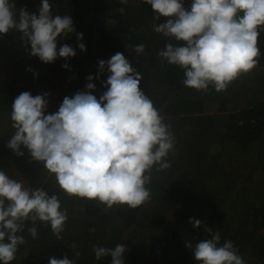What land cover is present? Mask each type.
Here are the masks:
<instances>
[{
  "label": "trees",
  "instance_id": "trees-1",
  "mask_svg": "<svg viewBox=\"0 0 264 264\" xmlns=\"http://www.w3.org/2000/svg\"><path fill=\"white\" fill-rule=\"evenodd\" d=\"M12 2L17 10L23 8L29 13H37L41 0ZM49 2L53 15H69L74 27V32L68 36L57 38V51L67 44L76 54L68 59L58 57L49 64L32 56L31 59L36 64L34 66L22 62L25 59L21 55L30 49V44L25 40L23 46L19 45L21 34L9 31L0 35V52L6 45V49L10 45L21 49V55H18L21 58L16 56L11 65L4 64L8 67L0 70V110L6 104L11 108L15 98L22 92H29L32 96L48 93L45 97V111L47 115L52 114L54 104L56 105L63 91L68 90L73 97L77 92L88 91L86 85L89 82L95 85L90 94L99 99L107 90L104 82L108 72L105 67L103 73H98V62H106L117 52L122 53L141 74L140 89L148 95L160 114L164 111L171 116L164 118V122L171 125L172 132L182 134L180 141L178 139L175 142L179 152L173 161L175 170L180 171L179 174H174L171 185L166 188L163 185L158 187L156 182L148 185L151 189L149 203L135 209H129L126 205L105 209L94 200L69 197L60 189L48 188L47 182L41 184L40 181L43 180L38 176L40 173L34 171L37 166L32 163L33 159L26 167L19 168L25 178H29L24 186L42 188L50 196L57 195L61 208L67 210L68 219L61 239L53 235L48 224L41 223H37L38 236L33 239L27 231L32 224L26 222L25 230L18 233L25 240V246L19 245L18 250L27 246L26 253L21 254L17 250L11 264H48L50 257L59 259L65 254L74 264H111L110 256L97 261L93 249L100 246L114 248L120 243L126 249L122 254L124 264H197L192 249L187 248L186 243L183 244V239L194 246L203 239H211V234L204 232L205 228L194 229L189 223L190 218L199 219L206 227L212 228L213 232L220 231L221 245L226 240H231L245 264H264V141L261 139L264 137V31H260L258 36L257 46L261 55L256 67L249 72L251 75H241L225 91L217 92L210 87L207 92H203L184 86L183 71L162 61L158 56L166 43L177 42L153 30L154 23H165L168 18L161 16L153 21L156 14L151 5L143 0H127L126 4H122L120 0ZM126 12L128 15L124 18L122 15ZM100 19L104 22L101 25L104 28L100 27L103 31L94 39L93 24ZM78 33L83 34L79 41ZM78 43L84 44L86 50L81 51ZM139 44L144 45V51L137 54L135 48ZM144 60L149 65H145ZM65 64L67 67H63ZM149 67L158 73L159 80H155L154 84L151 75L153 71ZM90 75L93 79L88 81L87 77ZM65 76L68 77V88L63 86ZM53 80L60 83L59 88L54 85ZM249 91L257 95L255 103L243 105V98ZM230 98H234L233 103ZM213 105H217L220 112L229 111V117L225 120L224 115H219L222 119H218L219 122L214 126L220 128L227 125L228 131L222 139L223 143L228 141L233 147L231 158L228 156L230 154H226L228 146H221L223 143L219 146L223 153L218 156L209 155L207 145L201 143L202 134H205L202 133L203 126L210 124V118L214 116L205 113ZM216 157L221 160L216 162ZM231 159L236 166L227 165ZM200 165L206 169H202ZM34 173L39 177L37 180L36 177H31ZM215 173L222 180V186L215 189L216 187L208 188L203 185L209 179L214 180ZM253 174L258 179L253 180ZM237 177L244 182L238 183L235 179ZM240 183L243 184L240 195H243L245 188L247 192L246 186L249 183H253L256 196L247 202L238 197L237 201H241L238 202L237 214L228 215L222 211V205L231 203V200L227 201V196ZM73 231L77 233L76 236L72 235ZM206 235L210 237L207 238ZM174 244L181 249L179 252L182 258L172 251ZM34 253L38 256L33 255Z\"/></svg>",
  "mask_w": 264,
  "mask_h": 264
},
{
  "label": "clouds",
  "instance_id": "clouds-1",
  "mask_svg": "<svg viewBox=\"0 0 264 264\" xmlns=\"http://www.w3.org/2000/svg\"><path fill=\"white\" fill-rule=\"evenodd\" d=\"M120 2L126 4L127 0ZM143 2L156 14L153 21L168 18L165 23H154L153 30L177 43H166L158 56L183 71L184 86L222 92L258 64L264 0H192L190 10H185L181 0ZM9 31L20 33L21 40L30 44V55L43 63L76 54L67 44L57 51V38L68 36L74 27L69 15H53L49 0H41L37 13L17 10L12 0H0V35ZM82 36L78 33L77 40ZM77 46L86 50L82 43ZM135 51L143 53L144 45H137ZM105 67L107 90L99 99L90 94L95 85L89 82L88 91L65 97L54 114L45 115L48 93L19 94L11 105L14 134L7 147L23 155V145L69 197L94 200L105 209L122 205L135 209L151 200L148 185L153 169L161 172L170 167L168 156L174 151L175 138L171 125L140 89L141 74L123 54L117 52L106 62L99 61L98 73ZM67 219V210L61 208L57 195L25 187L0 170V264H11L15 259L18 246L25 242L18 233L25 230L26 222L32 224L27 231L33 239L38 236L37 223L48 224L53 235L61 239ZM189 223L194 229L204 225L195 218ZM205 231L211 239L194 246L186 243L197 264H245L231 240L221 245L219 231L206 226ZM125 250L120 243L114 248L95 247L93 252L97 261L110 256L111 264H124ZM48 264L74 261L65 254L59 259L50 257Z\"/></svg>",
  "mask_w": 264,
  "mask_h": 264
},
{
  "label": "crops",
  "instance_id": "crops-1",
  "mask_svg": "<svg viewBox=\"0 0 264 264\" xmlns=\"http://www.w3.org/2000/svg\"><path fill=\"white\" fill-rule=\"evenodd\" d=\"M185 10H187V8H185ZM97 22L102 23V24H100V27H101V25L104 24L103 20H101V19L96 21V23ZM100 27H98L97 29H94V30L95 31L98 30V32L100 33V31H103V29H100ZM101 28H104V27H101ZM95 31L92 32L93 35H94ZM99 36H100V34H99ZM149 68L152 71L154 70V68H152V69H151V67H149ZM151 75H152V82L153 83H155L154 82L155 80H159L158 79V73L156 70L153 71V73ZM250 78H252V77H250ZM52 82L54 83V85L57 86V88H59L58 87V83H59L58 81L53 80ZM63 86L66 88L68 87L67 86V80L63 81ZM249 93H250V91H249ZM251 95H252V99L250 98V100H246L245 97L243 98L246 101V103H245L246 105L250 104V103H255L254 101L257 98V95L252 91H251ZM65 97H69V98L72 97V96H70L68 90L63 91V93L60 94L59 100L57 101L56 105L54 104L52 114H54L55 112L58 111V109H59L60 105L62 104V101ZM233 99L234 98H232V99L230 98L231 102L233 101ZM7 105L8 104H6L4 106V108L0 110V170L5 171L6 174L10 178L18 180V181L22 182L24 185H27V180L29 178L26 179L24 174L21 173V170L19 168L20 167L21 168L26 167L27 163L32 162L33 159L31 157L29 151L23 145L20 147V152H22L23 155H17L15 152H13L11 149H9L7 147L8 141L11 139V137L14 134L13 133L14 130L11 128L12 122L10 120L11 108H9ZM217 107H218L217 105H213L210 107V110H207L208 112L205 113V115L210 114L209 116L214 115L213 117L210 118V120L212 122L208 125L203 126L204 130L202 131V133H205V134H202L203 142H201V143H203V145L204 144L207 145V152H208V149L212 143H217L220 146V144L223 143V139H222L223 135L228 131L226 124L224 127L221 126L220 128H218L217 126H214L219 122L218 119H222L219 115H224L225 120L229 117V115H228L229 111L225 110V111L220 112L217 110ZM45 115H47L46 111H45ZM161 115H162V113H161ZM201 121H203V119ZM172 134L175 138V142L178 139L180 141L181 136H182L181 132H172ZM224 140H225V137H224ZM230 144H231L230 142L225 141L223 143V145H221V146H225V147L228 146L226 149V150H228L227 151L228 153H226V154H230L228 156L231 158L232 157L231 150L233 149V147ZM220 147H219L218 152H216L215 154L213 153L211 155H216V156L220 155L222 153V151L220 150ZM178 152H179V150H178L177 144L175 143L174 151L171 152L168 156V163L170 164V167L164 171H161V172H157V171H155V169H153L150 184H152L153 182H156V183H158L157 184L158 187H159V185H163L165 188L168 187L169 185H171V181H172L174 174H175V171H176L175 165H173V161L176 157L175 158H172V157H174V155ZM32 163H36L37 168H35L34 171L36 173H40V175H38V176H40V180H43V181H40L41 184L44 182H47L48 188L59 189L57 184H56L54 175L50 176L47 173V171L44 169L42 162L34 160ZM189 167H191V166H188V168ZM200 167H201V165H200ZM178 170H180V169H178ZM31 177H33L35 179L36 174L34 173ZM37 177L35 180H37ZM154 186H156V184Z\"/></svg>",
  "mask_w": 264,
  "mask_h": 264
},
{
  "label": "rangeland",
  "instance_id": "rangeland-1",
  "mask_svg": "<svg viewBox=\"0 0 264 264\" xmlns=\"http://www.w3.org/2000/svg\"><path fill=\"white\" fill-rule=\"evenodd\" d=\"M181 3H182V5H183V7L185 6V7H188V9L187 10H190V8H191V3H192V0H181ZM127 15H128V12H126L125 14H123L122 16H124V18H127ZM148 16H146V18H147ZM152 21V20H151ZM100 24H102V23H96V22H94V24H93V28L94 29H96V28H98V27H100ZM18 34H20V33H18ZM92 36L94 37V38H96V37H98L99 36V32H98V30L97 31H95V33H94V35L92 34ZM20 38V46H23L24 45V41H22L21 40V36L19 37ZM15 39V38H14ZM14 44H16V43H14ZM7 46V45H6ZM6 46H5V49H3V51H1L0 52V70L1 71H3V70H5V68L6 67H8L9 65H11L14 61H15V57L16 56H18V55H21V49H19L18 50V48H19V46H16V45H14V46H9V47H7L8 49H6ZM17 54V55H16ZM22 56V59H25L24 61H22V62H25L26 64H32V65H36V64H34V61H33V59H31L32 58V56L30 55V49H27V51L25 52V54L24 55H21ZM18 57H20V56H18ZM21 58V57H20ZM21 62V63H22ZM4 64H7L8 66H4ZM38 64H40L39 62H38ZM144 64L145 65H149L148 63H147V60H144ZM13 68V67H12ZM13 70V69H12ZM14 71V70H13ZM253 74V73H252ZM243 75H246V74H242V76ZM248 75H251L250 73L248 74ZM249 77V76H248ZM52 78H53V76H52ZM63 80L64 81H66L67 80V76H65L64 78H63ZM60 83H58V87H60V85H59ZM154 84V83H153ZM68 88V87H67ZM263 91H264V89H263ZM246 100H250V98L252 99V95H251V93H247L246 94ZM243 100V99H242ZM246 103V101L244 100L243 101V105ZM162 115H163V117L166 119V118H170L171 116L168 114V113H165L164 111L162 112ZM263 141H264V137H262L261 138ZM219 151V145L217 144V143H212L211 145H210V147H209V149H208V154H215L216 152H218ZM223 153V152H222ZM175 157H177V153L174 155V157H172V158H175ZM221 160V158L219 157V158H217L216 157V162H219ZM227 165H234V166H236V164L234 163V161H232V160H229L228 161V163H227ZM201 167H202V169H206V167H203L202 165H201ZM179 171L180 170H178L177 169V171H175V173H177V174H179ZM213 175H215L216 176V178L215 177H213V178H215L214 180L213 179H209V180H207L206 181V183H204L203 182V185H206V187H208V188H214V187H216L215 189H218V188H220L221 186H222V180L219 178V177H217V174L215 173V174H213ZM254 176H253V180H255V179H258V178H256V175L255 174H253ZM236 180H238V183L239 182H244L243 181V179H240V177H237V178H235ZM240 179V180H239ZM150 183H151V181H150ZM237 184L235 187H234V190H232V191H230L229 192V194H228V196H227V201H230L231 200V203H226V204H223L222 205V211L224 210V212H226L228 215H231V214H237V212H238V202H240L241 200H239V201H237V199H238V197H240V198H244V200H245V202H247V201H251L252 200V198H254L256 195H255V186L253 185V183H249V185H247L246 187L248 188V190H247V192H246V188L244 189V193H243V195H240V190H241V187H242V185L243 184ZM150 185V184H149ZM233 200H232V199ZM243 204V201L241 202V205ZM203 205L204 204H202L201 205V207H203ZM219 211V210H218ZM219 212H221V210L219 211ZM75 227H77V226H75ZM205 227H204V225H202L199 229L200 230H202V229H204ZM145 232L146 233H150V232H148V230H145ZM204 232H206L205 230H204ZM220 232V231H219ZM206 233H208V232H206ZM73 236H76L77 235V233L74 231L73 232V234H72ZM122 236H123V234H122ZM124 237V236H123ZM206 237L207 238H209L210 236H208V235H206ZM143 239L145 240V241H148V238H144V236H143ZM82 240H84L83 238H82ZM184 240V242H183V244H185V243H187V240L186 239H183ZM189 241V240H188ZM83 243V242H82ZM81 243V244H82ZM146 243V242H145ZM25 243H23L22 245H24ZM80 244V245H81ZM175 245V244H174ZM172 246V248H174L172 251L173 252H177L178 253V256H180V258H182V256H181V254H180V248L178 247V246ZM25 246V245H24ZM20 248V247H19ZM26 250H27V246L25 247V248H20L18 251L21 253V254H23V253H26ZM19 253V254H20ZM37 253H34L33 255H36ZM36 256H38V255H36Z\"/></svg>",
  "mask_w": 264,
  "mask_h": 264
}]
</instances>
